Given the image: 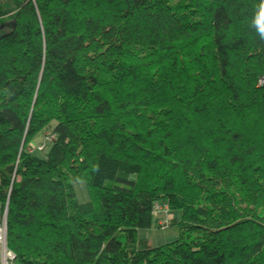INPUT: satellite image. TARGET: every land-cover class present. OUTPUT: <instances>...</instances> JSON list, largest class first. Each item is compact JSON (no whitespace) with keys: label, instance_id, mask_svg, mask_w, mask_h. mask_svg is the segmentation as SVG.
<instances>
[{"label":"trees","instance_id":"1","mask_svg":"<svg viewBox=\"0 0 264 264\" xmlns=\"http://www.w3.org/2000/svg\"><path fill=\"white\" fill-rule=\"evenodd\" d=\"M259 4L0 0L14 264H264Z\"/></svg>","mask_w":264,"mask_h":264},{"label":"rangeland","instance_id":"2","mask_svg":"<svg viewBox=\"0 0 264 264\" xmlns=\"http://www.w3.org/2000/svg\"><path fill=\"white\" fill-rule=\"evenodd\" d=\"M45 134H46V132L44 133V135H42V134L37 135L31 141L30 146L31 145H34V144L35 145H38L39 141L42 138H45L46 137ZM50 147H51V145H48L46 147L45 154L48 153ZM39 157L40 158H43V156H39ZM74 193H75V197H76V200L78 201V203L84 204V203H86L88 201L87 194H86L85 188L83 186V183H78L77 185H75V187H74ZM3 219H5V222H6V218L3 217ZM3 219L1 218V222H3ZM140 236H141L142 239L145 240L146 247L147 248H152V249H156V248H158V247H160V246H162L164 244H167V243L171 242V240H172V237L167 236L164 233H154V232L148 233V232H142L140 234ZM8 251L12 254V252L10 250H8Z\"/></svg>","mask_w":264,"mask_h":264},{"label":"built area","instance_id":"3","mask_svg":"<svg viewBox=\"0 0 264 264\" xmlns=\"http://www.w3.org/2000/svg\"><path fill=\"white\" fill-rule=\"evenodd\" d=\"M43 147H39L37 150H41ZM6 225L5 219L0 221V264H14V256L7 250L6 247Z\"/></svg>","mask_w":264,"mask_h":264},{"label":"clouds","instance_id":"4","mask_svg":"<svg viewBox=\"0 0 264 264\" xmlns=\"http://www.w3.org/2000/svg\"><path fill=\"white\" fill-rule=\"evenodd\" d=\"M259 39L264 40V0H260L256 17L253 21Z\"/></svg>","mask_w":264,"mask_h":264}]
</instances>
